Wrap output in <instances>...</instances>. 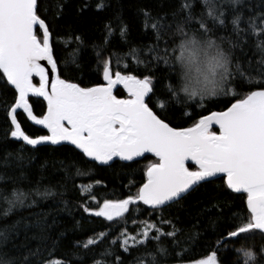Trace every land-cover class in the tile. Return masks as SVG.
Returning a JSON list of instances; mask_svg holds the SVG:
<instances>
[{
    "label": "snow or ice",
    "instance_id": "snow-or-ice-1",
    "mask_svg": "<svg viewBox=\"0 0 264 264\" xmlns=\"http://www.w3.org/2000/svg\"><path fill=\"white\" fill-rule=\"evenodd\" d=\"M200 3L204 11L199 18L193 15L194 0H182L180 7L171 14L175 21L172 45L171 48L166 46L162 52L157 43L129 47L128 52L122 55L110 52V58H104L109 38L113 35L111 24H106L104 43L95 46L96 71L102 76L103 83L81 87L60 76L52 34L45 19L38 15V0H0V83L15 90L14 102L3 108L5 120L10 121L5 137L33 148L67 142L74 146L73 151L78 150L82 158H86L85 163L96 162L99 165H109L116 157L121 161L134 162L145 153L156 158L146 165L143 183L135 194L123 199H103L100 203L92 184L79 186L84 200L79 207L83 212L103 217L111 223L106 226L108 231L76 243L87 250L103 243L113 231L120 229L109 246L99 253L102 259L95 260L94 264H125L123 255L111 247L117 244L123 253H129L146 242H155L153 250L146 249L136 258V264H160L159 257L173 253L180 256L181 253L174 252V249L179 247L176 237L181 230L171 220H165L163 216L158 217L159 223L150 219H133L137 231L130 234L126 214L130 213V206H137L131 209L133 214L140 212V204L153 212L159 210L218 175L227 189L246 196L247 216L243 211L233 213V222L229 225L233 230L228 231L226 237L221 236L217 245L221 240L240 239L242 234L258 233L264 238V0H200ZM225 5L231 7L230 20L226 18ZM104 6L102 0L97 8L102 10ZM143 15L145 29L150 27L157 41L166 29L173 27L164 23L167 15L153 17L146 10ZM178 16L181 19L177 20ZM193 23L198 24V28H192ZM228 24L235 39L224 36L218 40L212 38L217 26L226 28ZM126 35L127 26L123 25L120 27L121 39L124 40ZM80 39L79 36L69 37V40ZM249 39L253 56L258 55V59L245 61L236 58L237 48L242 56H247L245 46ZM69 40H65L66 45ZM225 40L230 45L227 49L223 47ZM124 42L127 43L126 40ZM113 56L117 57L118 68L121 60L130 56L136 62L134 71L138 72L143 65L149 74L141 78L128 73L124 69L129 64L114 71ZM71 62L76 63L74 54ZM160 62L175 74L174 80L172 76L165 75L170 82L163 86L162 96L156 94V77L151 74ZM65 63L67 65L68 61ZM76 66L78 68L79 64ZM34 77L39 78L38 86L33 82ZM117 86L123 87L127 98L114 95ZM238 87L254 90L241 95ZM30 95L42 97L46 102L42 115L34 114ZM197 97L201 108L206 98L223 97L234 102L221 111L200 115L184 128L170 126L158 114V111L172 110L170 106H187V101ZM20 109L29 121L42 125L47 135L32 137L27 134L18 120ZM185 114L191 116V113ZM214 126L218 131L213 130ZM16 158L21 159L19 155ZM187 161L193 162L195 170L186 164ZM76 175L85 176L88 172L77 168ZM34 191L42 198L55 195L50 189L41 192L37 188ZM28 196L20 189L11 192L0 189V199L8 205L4 215L25 206ZM163 225H170L172 230L163 231ZM162 237L172 238L173 253L163 246ZM7 241L6 232L0 231V247L6 246ZM57 247L58 242L53 240L48 258L39 264H67L63 258L55 257ZM234 251L237 256L234 264H259L260 257L264 256V246L259 253L253 247L245 246ZM39 255L40 250L37 249L20 261L0 254V264H31V257ZM106 257L114 259H103ZM189 264H218L217 249L204 258L191 260Z\"/></svg>",
    "mask_w": 264,
    "mask_h": 264
},
{
    "label": "trees",
    "instance_id": "trees-1",
    "mask_svg": "<svg viewBox=\"0 0 264 264\" xmlns=\"http://www.w3.org/2000/svg\"><path fill=\"white\" fill-rule=\"evenodd\" d=\"M101 2L102 0H38V15L45 19L52 34L60 76L62 79L80 84L81 87H92L97 83H103L102 76L96 71L95 46L103 45L107 35L106 24H111L113 35L109 38L110 44L104 51V58H110V52L122 55L128 52L129 47L157 43L162 52L166 46L171 48V36L175 29V21L172 20L171 14L180 7L182 0H103L105 6L102 10L97 8ZM144 10L150 12L153 17L167 15L164 23L173 25L172 29L165 30L159 41L156 40L155 33L150 27L145 29ZM224 10L227 20H230V5H225ZM192 11L194 17H200L201 12L204 11L200 0H194ZM179 19L181 17L178 16L177 20ZM123 25L127 26V35L124 38L127 43L120 36V27ZM191 27L198 28V24L193 23ZM209 27H212L211 22ZM38 35L41 33L38 32ZM76 36L81 38L80 41L69 40V37ZM221 36L235 39L230 24L226 28L219 26L215 28L212 38L218 40ZM65 40H69L67 45ZM165 41H168L167 45ZM251 43L249 39V44L245 46L247 56H242L240 49L237 48L236 58L245 61L249 58L258 59V55L253 56ZM229 46L225 40L223 47L227 49ZM73 54L76 63L71 62ZM116 58V56L111 57L114 71L121 70L125 64H129L130 66L124 69L126 72L141 78L149 74L143 65L138 72L134 71L136 62L130 56L124 57L118 68ZM65 61H68L67 65ZM77 64H79L78 68ZM151 74L156 77V94L162 96L163 86L170 82L165 79V75L172 76L174 80L175 74L169 72V66L163 62H160L158 68ZM33 82L38 86L37 77L33 78ZM237 90L242 95L254 89L238 87ZM14 95L15 90L11 86L0 83V177H3L0 179V189L5 192L20 189L29 196L25 206L14 208L8 215H4L8 205L0 199V231H5L8 235L6 246L0 247V254L5 258L22 261L29 252L39 249V257H31V264H39L48 258V249L51 248L52 241L56 240L58 247L55 250V257L63 258L67 264H94L95 260L102 259L99 253L109 246V242L115 238L120 229L113 231L103 243L90 246L87 250L76 243L77 241L82 243L96 233L108 231L106 226L111 223L105 221L103 217L98 218L83 212L79 207L84 203L79 186L92 184L93 192L100 203L103 199H123L135 194L143 183V171L146 165L156 158L145 155L134 162L113 160L109 165H99L96 162L85 163L86 158H82V154H79L78 150L73 151L74 147L68 144H44L33 148L14 138H6L5 130L8 129L10 121L5 120L6 113L3 108L14 102ZM114 95L118 98H127L120 87L114 90ZM29 102L34 114L38 116L43 114L46 109L43 99L29 96ZM231 102L234 100L226 101L223 97L206 98L204 107L201 108L198 106L200 101L197 97L187 101V106H170L172 110L158 111V114L170 126L184 128L189 127L200 115H207L210 111H221ZM18 113V120L27 134L32 137L46 134L43 129L32 125L23 112L18 111ZM185 113H191V116ZM8 153L12 155L8 156ZM17 155L21 159H17ZM187 165L195 170L193 164ZM77 168L88 172V175L77 176ZM96 181L100 183L97 184ZM37 188L41 192L50 189L55 195L47 198L36 196L34 190ZM245 200V195L227 189L223 179L219 177L202 182L182 199L154 212L148 206L140 204L138 207L141 211L133 214L131 209L137 206H130V213L126 214L127 229L130 234L137 231L132 223L133 219L137 221L150 219L159 223L158 217L163 216L181 230L176 237L179 247L174 249V252H180L181 255L176 256L173 253L172 238L162 237L163 246L173 254L159 257L160 264H181V262L189 264L191 260L206 257L214 249H217L218 264H234L237 259L234 249L241 246L253 247L259 253L260 248L264 246V238L258 233L242 234L240 239L221 240L220 245H217V240H220L221 236L226 237L227 232L233 230L229 226L233 222V213L243 211L247 216ZM150 212L151 216H149ZM171 230L170 225H163V231ZM111 247L116 249L117 254L123 255L125 264H136V258L145 253L146 249L153 250L155 242H146L145 245L139 246L138 250H130L129 253H123L118 244ZM103 259L111 261L114 257ZM259 264H264V256L260 257Z\"/></svg>",
    "mask_w": 264,
    "mask_h": 264
},
{
    "label": "water",
    "instance_id": "water-1",
    "mask_svg": "<svg viewBox=\"0 0 264 264\" xmlns=\"http://www.w3.org/2000/svg\"><path fill=\"white\" fill-rule=\"evenodd\" d=\"M38 27V26H37ZM42 63L43 64H45V65H47V62L46 61H42ZM50 67V66H49ZM38 78V77H37ZM38 80H39V78H38ZM117 87H120V88H122L123 89V87L122 86H117ZM14 89V88H13ZM115 90V89H114ZM124 90V89H123ZM124 92H125V94H126V96H127V92L124 90ZM31 96V95H30ZM41 99H43L42 97H40ZM45 102V101H44ZM45 105H46V102H45ZM46 110V109H45ZM18 111H21V112H23V110L22 109H20V110H18ZM25 116H26V114H24ZM27 118V117H26ZM28 120V119H27ZM29 121V120H28ZM32 125H34V126H36V127H38V128H41V129H43L45 132H46V134L45 135H47V130L46 129H44L43 128V126L42 125H36L34 122H32V121H29ZM214 130H217L218 131V129L217 128H215V126H214V128H213ZM22 142V141H21ZM61 144H67V142H62ZM48 145H51V144H48ZM74 147V146H73ZM145 155H151V156H153L151 153H145L144 154V156ZM154 157V156H153ZM140 158H142V157H139V158H135V160L136 159H140ZM155 158V157H154ZM113 160H120L118 157H116V158H114ZM121 161V160H120ZM112 162V161H111ZM110 162V163H111ZM123 162H129V161H123ZM186 164H193V162H191V161H187L186 162ZM194 165V164H193ZM195 166V165H194ZM220 177V175H218L217 177H213V178H209V180H212V179H217V178H219ZM164 207V206H163Z\"/></svg>",
    "mask_w": 264,
    "mask_h": 264
}]
</instances>
